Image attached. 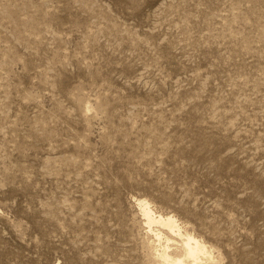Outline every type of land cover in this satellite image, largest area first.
Returning <instances> with one entry per match:
<instances>
[{"label":"rangeland","instance_id":"obj_1","mask_svg":"<svg viewBox=\"0 0 264 264\" xmlns=\"http://www.w3.org/2000/svg\"><path fill=\"white\" fill-rule=\"evenodd\" d=\"M137 199L264 264V0H0V264H159Z\"/></svg>","mask_w":264,"mask_h":264},{"label":"bare ground","instance_id":"obj_2","mask_svg":"<svg viewBox=\"0 0 264 264\" xmlns=\"http://www.w3.org/2000/svg\"><path fill=\"white\" fill-rule=\"evenodd\" d=\"M147 230L152 256L159 264H211L213 251L174 216L157 212L146 199L135 200Z\"/></svg>","mask_w":264,"mask_h":264}]
</instances>
